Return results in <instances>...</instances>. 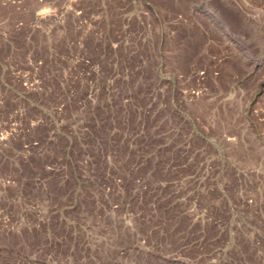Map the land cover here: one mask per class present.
<instances>
[{
    "label": "rangeland",
    "instance_id": "obj_1",
    "mask_svg": "<svg viewBox=\"0 0 264 264\" xmlns=\"http://www.w3.org/2000/svg\"><path fill=\"white\" fill-rule=\"evenodd\" d=\"M0 264H264V0H0Z\"/></svg>",
    "mask_w": 264,
    "mask_h": 264
}]
</instances>
